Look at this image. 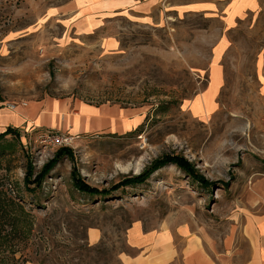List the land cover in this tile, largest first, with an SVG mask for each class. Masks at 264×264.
Listing matches in <instances>:
<instances>
[{"label": "rangeland", "instance_id": "1", "mask_svg": "<svg viewBox=\"0 0 264 264\" xmlns=\"http://www.w3.org/2000/svg\"><path fill=\"white\" fill-rule=\"evenodd\" d=\"M193 2L0 0V119L19 117L0 138V189L29 214L27 264H124L171 244L182 264L190 235L214 255L237 240L243 264L246 196L264 180V0L231 19ZM57 158L40 189L24 182ZM139 174L109 196L75 183Z\"/></svg>", "mask_w": 264, "mask_h": 264}, {"label": "crops", "instance_id": "2", "mask_svg": "<svg viewBox=\"0 0 264 264\" xmlns=\"http://www.w3.org/2000/svg\"><path fill=\"white\" fill-rule=\"evenodd\" d=\"M257 0H194L189 5L192 9H201L205 11L217 10L218 6L223 7V11L228 18L237 17L245 10L253 8ZM7 120L0 119V125L11 122L16 126L17 120L11 114ZM21 120L22 117H20ZM13 123V124H12ZM19 124V122L17 123ZM247 209L243 211V222L241 225V234L247 241L249 252L243 264H264V180L249 189L246 196ZM229 241L225 242L227 249L224 252L218 251L214 255L205 245L199 236L190 235L187 244L182 251V264H235V260L241 254V250L236 243L231 250ZM235 242V241H234ZM179 257V252L173 244L164 250L151 253L144 252L134 257L124 256V264H174Z\"/></svg>", "mask_w": 264, "mask_h": 264}, {"label": "trees", "instance_id": "3", "mask_svg": "<svg viewBox=\"0 0 264 264\" xmlns=\"http://www.w3.org/2000/svg\"><path fill=\"white\" fill-rule=\"evenodd\" d=\"M17 132L15 128L8 126L5 131L0 133V138L7 136L9 134H14ZM66 151H64L65 153ZM61 157V156H60ZM59 157V158H60ZM53 159L49 164H47L42 171L38 174L35 179H31L30 172L31 169L27 167V174L25 175L26 183H32L39 187H42L44 182V176L49 174L50 171L54 168L56 161L59 159ZM165 159L173 160L176 165L183 170V172L189 174L194 180L200 182L203 186H209V182L204 178L199 171L194 169V167L188 163L186 159L181 155L166 156ZM166 160L162 161L160 165L166 164ZM157 160L152 164V168L149 169V175L153 172L154 169L158 168L155 166ZM29 166V165H28ZM31 168V167H29ZM76 170H73L75 174ZM147 174H139L135 177H125V180L122 183L114 184L111 188L106 189H96L90 187L86 183H81L82 179L78 176V179L75 178V183H78V188H83L87 194L91 197L103 195L109 196L112 191L117 190L123 186H126L131 183L142 182L143 177ZM23 198L21 192H15L14 195L9 199L7 191L0 189V264H27L29 259L27 254L30 252V231L28 229L27 234L23 229L21 222L23 219H27L29 214L23 209ZM42 264H45L41 261Z\"/></svg>", "mask_w": 264, "mask_h": 264}, {"label": "built area", "instance_id": "4", "mask_svg": "<svg viewBox=\"0 0 264 264\" xmlns=\"http://www.w3.org/2000/svg\"><path fill=\"white\" fill-rule=\"evenodd\" d=\"M9 107L11 109H14L15 108V105L14 104H9ZM53 135H55L53 133V131H49L48 133H41L39 136L41 137L42 141H48L50 138L53 137Z\"/></svg>", "mask_w": 264, "mask_h": 264}]
</instances>
